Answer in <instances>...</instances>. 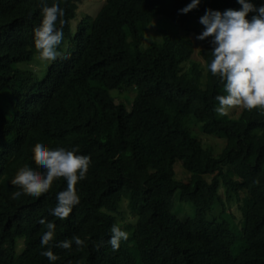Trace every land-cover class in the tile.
Listing matches in <instances>:
<instances>
[{
	"label": "trees",
	"instance_id": "obj_1",
	"mask_svg": "<svg viewBox=\"0 0 264 264\" xmlns=\"http://www.w3.org/2000/svg\"><path fill=\"white\" fill-rule=\"evenodd\" d=\"M53 2L65 11L59 48L68 41V49L39 80L18 65L36 55L42 2L0 0V264H49L41 255L49 246L54 264H264V113L215 112L223 84L209 71L202 84L193 60L198 45L212 60L211 38L196 39L199 15L238 10L237 0H206L186 14L179 9L191 0H105L96 16L74 25L82 0ZM146 12L160 13L176 32L162 25L160 41L144 47L138 22ZM125 88L136 91L131 110L111 95ZM189 117L204 134L225 137L222 152L186 126ZM36 143L90 157L76 185L80 203L64 220L51 215L63 177L41 195L12 199L22 191L11 184L20 168L42 172L32 158ZM178 160L186 183L174 178ZM177 192L195 206L193 216L174 213ZM38 220L55 223L49 246L39 243L46 229ZM113 224L129 234L117 251L107 242ZM74 236L85 245L56 246Z\"/></svg>",
	"mask_w": 264,
	"mask_h": 264
},
{
	"label": "clouds",
	"instance_id": "obj_2",
	"mask_svg": "<svg viewBox=\"0 0 264 264\" xmlns=\"http://www.w3.org/2000/svg\"><path fill=\"white\" fill-rule=\"evenodd\" d=\"M42 19L34 28V46L39 59L50 62L56 60L59 46L63 41V26L66 23L65 11L57 3L51 5L47 0H41ZM201 0H191L179 12L186 14L198 7ZM240 9L224 11L206 9L199 22L203 31L196 36L197 40L210 39L212 60L207 65L212 76L223 84L226 95H217V106L214 111L227 115L230 109L242 107L245 110L256 109L264 113V4L257 7L250 0H237ZM249 13H255L249 18ZM77 149L68 150L64 147L45 148L36 143L32 149L33 160L42 172H36L30 167H22L11 180L12 185H18L22 191L12 194L17 199L21 194L32 197L49 190L50 182L63 177L66 181L64 190L56 194V205L51 209V215L61 220L69 217L73 208L80 203L76 191L79 181L85 179L90 166V157L77 154ZM46 229L40 235L41 247L49 246L55 232L54 222L37 221ZM108 244L113 251L120 248L121 242L128 239V232L119 225L113 224L110 229ZM75 243L77 247L85 245L79 236L71 240L60 241L56 246L70 249ZM49 264L58 259L51 247L41 252Z\"/></svg>",
	"mask_w": 264,
	"mask_h": 264
},
{
	"label": "rangeland",
	"instance_id": "obj_3",
	"mask_svg": "<svg viewBox=\"0 0 264 264\" xmlns=\"http://www.w3.org/2000/svg\"><path fill=\"white\" fill-rule=\"evenodd\" d=\"M206 0H201V3H204ZM251 3H253L255 6L259 7L262 5L259 4L258 0H250ZM105 3V0H82V2L79 4L78 9H77V18L72 19V24H76L84 15L89 14L91 16H96L100 8L103 6ZM199 4V5H200ZM259 4V5H258ZM198 5V6H199ZM241 8V5L239 6V9ZM205 11H203L199 16L201 17L204 15ZM145 16L139 20V27L145 32L144 34V40H143V46L148 47L154 42L160 41V34L158 33V28L162 25H166L167 27L171 28L172 30H175L176 32V25H174L172 22L167 20L164 16H162L158 12H151V13H143ZM255 15V13H249V18ZM202 29H204V26L200 23ZM183 36V35H182ZM193 37L195 36L194 34L192 35ZM200 45L197 46L196 53L193 56V60L195 63H198L199 69L201 71V76L200 80L202 84H205L206 82V76L208 74V69H207V62L204 60V58L201 57V55L198 53L200 50ZM68 49V41L64 43L62 48H59V58H61L67 51ZM196 59H195V58ZM50 62L42 61L39 59V54L38 51L36 50V55L31 62L27 63H20L18 65L20 70H34L37 72V78L39 80H42L45 76L46 70L49 68ZM185 64H191V63H185ZM5 93L0 95V101L3 105H6V98L4 97ZM111 95L114 97L117 103H122L126 106L128 110L132 109L133 101L136 96V91L135 89H114L111 91ZM244 108L242 107H235L233 109H230L227 113V116L231 118H239L240 114L242 113ZM193 123L198 124L199 126L192 127L191 125ZM186 126L190 128V130L197 136H199L203 144L207 146H214L215 154H219L220 152L223 151L227 144V140L225 139L224 136H211L204 134L202 131V124L198 123L197 120L194 117H189L186 120ZM206 135V136H204ZM173 172H174V178L178 182L181 183H186L189 180V174L188 172L184 169L182 161L178 160L174 165H173ZM209 179H211V175H207ZM213 214L219 215L221 213V208L219 205H216L213 210ZM174 213L177 214L180 217L184 216H193L195 214V206L192 203H187L183 202L180 197H179V192L176 193L175 196V201H174ZM234 224L235 221H234ZM21 242H23V239H19L18 243V252H21L23 249ZM131 249L132 251H135V245L131 244Z\"/></svg>",
	"mask_w": 264,
	"mask_h": 264
}]
</instances>
